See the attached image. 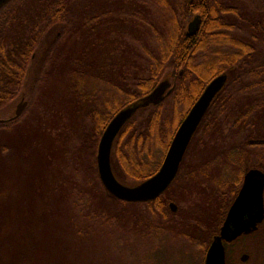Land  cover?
<instances>
[{"label": "trees", "instance_id": "trees-1", "mask_svg": "<svg viewBox=\"0 0 264 264\" xmlns=\"http://www.w3.org/2000/svg\"><path fill=\"white\" fill-rule=\"evenodd\" d=\"M84 1L88 2L11 0L0 10V109L15 101L21 91L30 56L42 33L48 31L52 23L69 28L81 22L73 14L74 8L78 13H85V8L80 7ZM150 1L161 9L163 17L158 27L148 25L156 42L155 53H147L148 75L137 80L133 88H114L113 95L100 94L102 100L96 95L85 98L94 103L87 110V118L93 125L86 133V150L91 149L88 154L90 171L96 179L86 193L85 203L90 210L76 205L77 200L68 191V183L63 178H53L56 173L44 148L55 146L52 140L56 139L42 131L27 135L14 131L13 124L17 119L0 123V264H98L102 262L101 256H107L110 250L122 253L126 239L133 234L149 241L151 249L146 254L158 255V251L161 250V254L163 251L165 264H180V261L187 264L184 259L179 262L175 257L174 261L172 259V255L181 258L180 251L184 256L188 255L186 249L195 256L194 264L203 263L206 249L218 234L241 187L242 168L232 175L229 185L223 180L215 183L214 208L200 216L196 212L185 214L180 209L172 213L168 207L174 200L170 196L174 186L177 184L181 190L187 188L178 185L180 181L188 183L186 191H198L202 180L212 181L209 171L187 168L185 158L171 186L156 200L147 203L114 199L102 187L97 173V145L109 121L122 108L147 96L165 79L174 85L172 93L159 105L138 111L115 140L111 166L118 169L112 166L120 182L136 185L158 171L181 121L205 86L222 73L227 75L225 87L210 105L185 156L189 150L198 148L202 140L197 136L211 133L226 110L235 115L232 128L237 129L235 134L238 136L242 133L239 128H244L246 120L255 114L257 121H251L252 129L245 127L247 135H242V138L245 136L242 147H237L244 153L238 161L242 165L248 150L259 147L261 152L255 154L257 168L264 174V126L258 128L256 124L264 121V59H260L259 50L264 42V0ZM240 3L242 5H238ZM196 15L201 19L200 29L196 35L187 37V25ZM100 20L97 15L84 17L78 28L93 32ZM44 23L47 24L42 25ZM38 24L42 25L40 30ZM75 63L82 68H69L76 81L70 91L82 97V76L85 69L92 67L85 65L83 57ZM247 77L253 80L249 86L243 81ZM98 79L103 80L99 74ZM252 87L259 88L260 92L250 100V106L247 109L242 105L235 106L234 99L244 92H251ZM251 138L263 142L251 145L248 142ZM227 148L226 151L234 149L233 146ZM225 154L219 152L217 157L225 159L226 166L238 163L236 158L228 156L229 153ZM47 173L53 179L46 178ZM218 188L227 189L229 194L225 197L217 195L216 199L215 189ZM100 228L104 229L106 237L98 244L96 236ZM230 247L231 244H225L226 264ZM131 254L132 251L128 256L133 259ZM152 262L157 264L156 260Z\"/></svg>", "mask_w": 264, "mask_h": 264}, {"label": "rangeland", "instance_id": "rangeland-1", "mask_svg": "<svg viewBox=\"0 0 264 264\" xmlns=\"http://www.w3.org/2000/svg\"><path fill=\"white\" fill-rule=\"evenodd\" d=\"M80 7L85 8V13H78V9L74 8L73 15L79 17L81 22L72 24L69 28L52 26L50 31L45 34L41 45L36 47L33 52L35 58L28 64V71L21 91L15 101L0 109V120L12 119L17 105L21 102L26 103V107L13 124L15 125L13 130L21 131L26 135L42 131L48 133L52 139H56L52 140L55 142V146L44 148V151L47 150L50 155L48 160L56 173L53 178H63V181L68 183L66 184L68 191L70 190L72 197L77 200L76 205H80L84 207L85 211H88L90 207L88 209L86 207V193L91 188L90 186L95 184L96 179L90 171L88 154L91 149L86 150L88 146L86 133L91 130L93 125L87 118V110L92 108L94 103L85 98L96 95L99 100H102L103 95L100 94L113 95L114 88L126 86L133 88L137 80L148 75L147 53H155L156 50V42L148 25L158 27L163 14L161 9L150 0H140L139 2L137 0H88V2L81 3ZM93 15L102 19L97 30L92 32L78 28V25L82 24V18ZM59 31L61 35L57 36ZM245 36L247 38L248 35ZM259 50L262 60V58L264 59V42ZM80 57H83L86 66L92 67L89 68L90 70L85 69L87 71L82 76V97L70 91V88L76 86V81L73 80L72 73L70 74L68 71L72 66L79 67V64L75 62ZM43 61L46 62L43 63ZM80 68L82 67L78 69ZM57 70H64V73H59L61 74L59 75L56 73ZM98 74L103 79L102 82L98 79ZM248 79L243 81H247L246 84L253 83L251 77ZM259 92V88L252 87L251 92H244L234 99L235 106L242 105L244 109H247L250 106V100H253ZM231 112V110H226L220 116L211 133L206 136L199 134L197 139L202 141L198 144V148L189 150L185 156L184 161L187 168L190 166L192 169L197 168L203 172L209 171L213 178H211L212 181L202 180L198 191H186L188 188L186 181L178 183L184 188L187 187L184 190H181L176 184L170 195L174 200L169 204H175L177 211L180 209L188 215L191 212H196L199 216L201 213L209 212L208 209L214 208L213 187L217 181H228L229 185L232 175L237 174L241 168L243 171L257 168L258 159L255 154L260 153L261 148H250L248 157L244 158L242 165L238 158L243 157L244 153L237 148L238 145L242 147V141L247 135H245V127L248 126L249 129H252L251 121H257L256 115L252 114L253 117L246 120L244 128H239L242 133L238 136L235 134L237 129L232 128L235 115ZM261 113L263 112L261 111ZM259 122L256 123L257 127L263 128L264 121ZM242 135H245L244 138ZM255 139H248V142ZM33 144H36L34 140ZM231 146L234 149L226 151L229 149L227 147ZM219 152H226L225 155L229 153L228 156L236 158L238 165H234L235 167L226 166L227 163L223 162L225 159L217 157ZM47 176L46 178L53 179L49 173ZM121 183L128 185L125 182ZM215 190H217L216 199L217 195L225 197L229 194L227 189L220 190L218 188ZM141 209L144 210V207L141 206ZM104 233V229L100 228L98 237L96 236L98 244L101 240L105 241ZM126 240L122 253L110 250L107 256H101L102 262L98 264H154L153 260H156L157 264H165L166 254H163V251L162 254L161 250L158 251V255L146 254L151 249L149 241L134 234ZM167 247L171 246L167 244ZM175 247L177 248V244ZM128 251H132L131 258L133 259L128 256ZM173 251L175 250L173 249ZM180 252L181 258H178L179 255H177L178 257L172 255L173 261V257H175L178 262L180 259H184L187 264H194L195 256L191 252V256L187 249L188 255L186 256L182 254V251ZM244 254L248 255V259L241 262L240 257ZM145 256L148 258L145 259ZM227 261L228 264H264V222L255 233L242 236L231 243ZM182 263L183 261H180V264Z\"/></svg>", "mask_w": 264, "mask_h": 264}, {"label": "water", "instance_id": "water-1", "mask_svg": "<svg viewBox=\"0 0 264 264\" xmlns=\"http://www.w3.org/2000/svg\"><path fill=\"white\" fill-rule=\"evenodd\" d=\"M11 0H0V10ZM201 25L199 15H196L187 25L186 36L198 33ZM182 74L180 70L179 75ZM227 82L225 73L214 77L203 89L200 96L189 109L178 126L158 171L150 178L136 185H125L114 175L111 167V154L115 140L124 126L140 110L149 106H157L168 97L174 88L169 79L161 81L147 96L122 108L109 121L104 129L96 151V168L99 181L104 190L114 199L126 203H147L160 197L176 179L189 145L200 126L206 112L216 96L223 90ZM25 102L17 105V119ZM5 121L0 120V123ZM261 140L249 141L250 144L261 143ZM172 213L177 206L169 204ZM264 221V174L257 169L245 172L241 187L227 210L218 234L212 238L206 249L202 264H226L225 244L236 241L241 236L251 235L258 230ZM248 255L240 257L245 262Z\"/></svg>", "mask_w": 264, "mask_h": 264}, {"label": "flooded vegetation", "instance_id": "flooded-vegetation-1", "mask_svg": "<svg viewBox=\"0 0 264 264\" xmlns=\"http://www.w3.org/2000/svg\"><path fill=\"white\" fill-rule=\"evenodd\" d=\"M45 24H47V23H44V24H42V25H45ZM49 24V23H48ZM42 25L41 24H38V29L40 30L41 29V27H42ZM64 26L63 24H56V23H52L51 24V27L53 26ZM50 31V29L48 30V31H45V32H43L42 33V35H41V37H40V39H39V41H38V45H37V48H38V46H40L41 45V43H42V41H43V39H44V36H45V34L47 33V32H49ZM61 34H60V31L59 32H57V36H60ZM35 58V54L33 53V54H31V56H30V62L33 60ZM46 61H43V63H45ZM244 80H249L248 79V77L247 78H245ZM247 82V81H246ZM250 85V83H247L246 84V86H249ZM251 90V89H250ZM245 172H246V170L244 171V173H243V176H244V174H245ZM233 202V201H232Z\"/></svg>", "mask_w": 264, "mask_h": 264}, {"label": "bare ground", "instance_id": "bare-ground-1", "mask_svg": "<svg viewBox=\"0 0 264 264\" xmlns=\"http://www.w3.org/2000/svg\"><path fill=\"white\" fill-rule=\"evenodd\" d=\"M255 169H257V170H259L258 168H255ZM244 177V176H243ZM243 181V180H242Z\"/></svg>", "mask_w": 264, "mask_h": 264}]
</instances>
